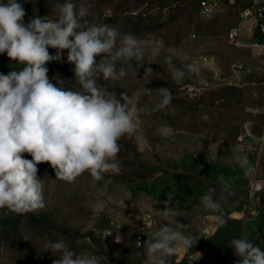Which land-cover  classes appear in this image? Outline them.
I'll list each match as a JSON object with an SVG mask.
<instances>
[{"label": "rangeland", "instance_id": "rangeland-1", "mask_svg": "<svg viewBox=\"0 0 264 264\" xmlns=\"http://www.w3.org/2000/svg\"><path fill=\"white\" fill-rule=\"evenodd\" d=\"M38 1L19 0L26 12L25 23L36 16L51 15L53 5L63 2ZM87 3L91 5L88 20L154 40L155 54L146 56L136 78L128 68L123 81L101 83L115 87L117 98L129 92L138 107L159 104L161 97L156 89L160 87H168L173 99L169 106L150 115L140 113L137 133L119 140V173H105L104 179L97 181L85 172L68 183L56 178L48 163L38 164V175L45 182V207L23 215L0 209V264H53L59 257L44 252L43 245L59 239L77 253L87 251L99 256L101 264H147L144 248L135 246L134 234L148 214L154 223L147 232L157 230L164 221L161 210L168 195L170 207L182 213L178 220L187 225L186 234L198 239L190 248L196 253L197 263L236 264L239 257L215 244L220 229L230 240L250 236L254 244L264 243V188L249 197L253 179L264 181V48L253 45L260 42L257 38L248 37H243L242 47L229 45L225 34L236 24L235 15L226 9L212 19L201 18L197 0ZM49 53L54 55L56 49L49 48ZM168 55L177 67L195 64L199 71L187 73L177 84L166 67H161ZM63 56L60 69L54 68L53 61L46 64L50 82L65 90L78 88L63 68L71 65L67 50ZM100 58L96 57L97 62ZM22 67L10 61L6 53L0 54V74ZM133 67H137L135 62ZM149 67L153 75H145ZM156 73L161 74L159 78ZM57 76L64 84L58 83ZM144 87L153 89L150 97L143 94ZM164 122L172 128L166 137L157 131ZM245 127L251 130V137H243ZM239 153L247 155L254 168L252 174L245 176L236 163L234 156ZM219 175L232 178L234 189L222 202L219 216L223 224L205 220L209 214L200 203L210 187L219 197ZM227 215L239 218L238 222L233 223ZM112 223L117 233L106 238L102 232ZM201 225L215 228V233L199 231ZM171 264H175L174 256Z\"/></svg>", "mask_w": 264, "mask_h": 264}, {"label": "clouds", "instance_id": "clouds-1", "mask_svg": "<svg viewBox=\"0 0 264 264\" xmlns=\"http://www.w3.org/2000/svg\"><path fill=\"white\" fill-rule=\"evenodd\" d=\"M90 10L87 0L79 4L63 0L53 5L51 15L36 16L25 23L26 12L19 0H0V54L6 53L10 61L23 66L0 74V209L23 215L45 207V182L37 167L41 163H48L55 177L68 183L85 172L97 181L104 179L105 173H119V140L137 133L140 113L150 115L171 104L173 96L168 87L156 89L160 103L151 108L148 104L138 107L129 92L117 98L115 87L101 83L123 81L128 68L136 78L146 56L155 54L154 40L90 21ZM49 48L56 53L51 55ZM65 50L79 85L72 90L51 83L46 67L49 62L61 61ZM96 57H101L98 62ZM161 67H166L177 84L187 73L199 71L195 64L177 67L171 55L164 58ZM147 74L153 75L150 67L145 69ZM155 75L159 78L161 74ZM56 79L64 84L59 76ZM119 87L126 89L124 84ZM142 91L149 97L153 93L148 87ZM157 131L166 137L172 128L164 122ZM25 153L31 159L25 158ZM234 158L245 176L253 173L246 154ZM217 180L219 197L210 187L200 203L209 214L205 220L223 224L219 212L222 202L234 191L233 180L224 175ZM171 203L168 195L161 210L164 221L146 234L143 244L136 241V247L145 250L147 264H171L180 248H192L198 240L186 234L187 225L178 220L182 213L170 207ZM208 230L207 225L199 229L203 233ZM229 247L239 257L236 264H264V249L243 236L232 238ZM43 248L59 257L53 264H101L99 256L87 251L77 253L63 239L45 241Z\"/></svg>", "mask_w": 264, "mask_h": 264}, {"label": "built area", "instance_id": "built-area-1", "mask_svg": "<svg viewBox=\"0 0 264 264\" xmlns=\"http://www.w3.org/2000/svg\"><path fill=\"white\" fill-rule=\"evenodd\" d=\"M198 13L201 18L212 19L219 16L226 9L231 10L235 15L236 24L230 26L225 34V41L234 47L244 46L242 39L257 38L260 42L253 45L264 48V0H197ZM251 130L244 128L243 137H251ZM255 177L249 189V197L264 188V181ZM259 181V183H258ZM152 215L148 214L144 219L141 229L134 234L135 246L139 240L143 244V238L147 231L153 227ZM116 225L102 232L106 238H111L117 233ZM175 264H198L196 254L189 249H183V254L177 253L174 256Z\"/></svg>", "mask_w": 264, "mask_h": 264}, {"label": "crops", "instance_id": "crops-1", "mask_svg": "<svg viewBox=\"0 0 264 264\" xmlns=\"http://www.w3.org/2000/svg\"><path fill=\"white\" fill-rule=\"evenodd\" d=\"M234 214H240V212H235ZM228 217H226V218H232V220H234L233 221V223H237L238 222V220H239V218H237V217H232L233 215H227ZM205 217V216H204ZM220 218L222 219L223 217L220 215ZM218 221L216 220V223H217ZM215 228H212V227H209V233L210 234H213V233H215V230H214ZM217 237L215 238V244L217 245V246H224V247H227V248H229L230 249V251L232 252H228V253H230L231 255L233 254V250H232V248H230L229 247V241H230V239H227V237H229V235L227 236L226 234H225V232L222 230V229H220L219 231H218V233H217ZM251 238H250V236H249V240H250ZM251 241V240H250ZM252 242V241H251ZM260 247L262 248V249H264V243L263 242H261V244H260ZM196 254V253H195Z\"/></svg>", "mask_w": 264, "mask_h": 264}, {"label": "trees", "instance_id": "trees-1", "mask_svg": "<svg viewBox=\"0 0 264 264\" xmlns=\"http://www.w3.org/2000/svg\"><path fill=\"white\" fill-rule=\"evenodd\" d=\"M49 1H52V0H39V4H42V3H47ZM64 61V56L62 57L61 61H53L52 65L55 64L54 68H57V69H60L61 66L59 65L61 62ZM63 68H66V73H68L69 75H71L74 79H75V74H74V71L72 70L73 66L70 65L68 68L67 67H63ZM35 221V219H33ZM33 221V222H34Z\"/></svg>", "mask_w": 264, "mask_h": 264}, {"label": "bare ground", "instance_id": "bare-ground-1", "mask_svg": "<svg viewBox=\"0 0 264 264\" xmlns=\"http://www.w3.org/2000/svg\"><path fill=\"white\" fill-rule=\"evenodd\" d=\"M178 253H180V255L183 254V248H180V250L178 251Z\"/></svg>", "mask_w": 264, "mask_h": 264}, {"label": "water", "instance_id": "water-1", "mask_svg": "<svg viewBox=\"0 0 264 264\" xmlns=\"http://www.w3.org/2000/svg\"><path fill=\"white\" fill-rule=\"evenodd\" d=\"M206 233H209V230Z\"/></svg>", "mask_w": 264, "mask_h": 264}]
</instances>
